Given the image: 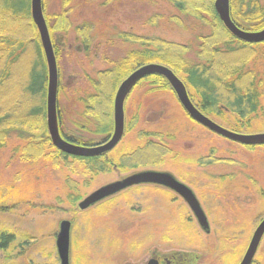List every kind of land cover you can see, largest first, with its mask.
Returning <instances> with one entry per match:
<instances>
[{"label": "rangeland", "instance_id": "1", "mask_svg": "<svg viewBox=\"0 0 264 264\" xmlns=\"http://www.w3.org/2000/svg\"><path fill=\"white\" fill-rule=\"evenodd\" d=\"M42 8L44 17L64 9L72 22L69 31L49 35L60 52L56 59L59 131L63 138L67 134L89 143L83 146L105 141L104 134L96 131L104 107L112 134L119 84L149 64L121 68L112 86L104 73L130 51L142 48L137 39L184 49V58L194 60L200 44L219 38L210 26L180 13L169 0H43ZM84 26L90 27L87 49L82 41L86 36L77 31ZM252 43L244 57L253 50L255 54L246 68H253L264 81V41ZM151 63L164 65L183 79L169 65ZM149 75L136 82L124 100V133L101 157L107 164L105 172L91 175L76 160L68 158L66 165L52 160L45 117L43 124L31 120L2 138L0 232L14 234L15 240L0 249V264H60L56 235L62 220L71 223L69 264H144L166 254L187 256L184 264H239L264 218V143H240L209 130L190 117L164 76L156 81ZM95 97L99 114L93 108ZM207 116L234 132L264 133V96L250 124L228 113ZM154 151L155 157H150ZM123 156H134L126 162L129 167H119ZM141 170L170 172L189 187L206 215L209 231L201 229L179 195L148 183L107 196L86 209L78 207L99 187ZM74 196L78 199L72 202ZM251 264H264V234Z\"/></svg>", "mask_w": 264, "mask_h": 264}, {"label": "trees", "instance_id": "2", "mask_svg": "<svg viewBox=\"0 0 264 264\" xmlns=\"http://www.w3.org/2000/svg\"><path fill=\"white\" fill-rule=\"evenodd\" d=\"M30 1L0 0V147L4 144L2 138L9 131H18L23 124L31 120L34 122L40 120L43 124L44 117L46 118L47 63L38 30L31 17ZM169 1L180 13L202 20L204 24L210 26L212 34L219 33V38L200 44L194 60L184 58L186 53L184 49L178 50L171 46L165 47L161 42H145L143 39H137L142 48L130 51L122 61L116 63L117 67L104 71L109 75L111 86L119 79L121 68L126 71L131 66L136 68L146 63L163 62L179 72L183 82L192 91V96L196 98L197 107L204 114L224 116L228 113L234 115L243 124L246 122L250 124L252 116L260 109V98L264 96L263 79L253 68H246L255 50L244 57L245 50L252 48L254 43L239 39L226 29L212 0ZM229 8L232 20L242 29L255 31L264 25V2L230 0ZM45 20L51 38L55 31L67 32L72 27L68 11L64 9L60 14L45 15ZM77 31L86 36L82 41L87 49L90 44V27L84 26ZM121 37L128 39L124 34ZM52 45L55 57L58 59L60 57L58 46L54 42ZM27 57H29L28 61L25 62ZM147 78L158 81L159 78L162 80L164 77L152 73ZM98 90L101 96V88L98 87ZM97 97H95L96 101ZM108 97L109 94L106 93L105 98ZM6 103L7 107H4ZM9 103L11 104L8 106ZM94 103L96 107H92L99 114V101ZM100 114L103 120L97 125L96 131L106 135L111 127L110 120L106 119V107ZM42 135L48 142L44 125H42ZM65 136L67 137L65 139L71 143L89 145L77 136L67 134ZM148 136L159 135L149 133ZM147 149H150V146ZM47 153L53 155L52 160L63 165L68 164V158L76 160L82 163L85 171L91 175L108 169L106 162H102L98 156L69 155L53 144L48 145ZM155 154L154 151L150 157H155ZM134 159V156L121 157L119 167H129L126 166V162ZM77 199L78 196H74L71 201L75 202ZM14 240V234L0 232V249H7Z\"/></svg>", "mask_w": 264, "mask_h": 264}, {"label": "water", "instance_id": "3", "mask_svg": "<svg viewBox=\"0 0 264 264\" xmlns=\"http://www.w3.org/2000/svg\"><path fill=\"white\" fill-rule=\"evenodd\" d=\"M30 8L31 17L38 30L40 43L47 63L48 83L46 96V126L52 144L60 151L74 156H96L105 151L111 150L121 139L124 131L123 104L126 95L136 84V82H138L142 77L152 73H157L165 77V79L173 88L185 111L192 119L204 127L223 137L235 140L240 143H264V133L245 135L229 130L214 122L191 101L185 83L170 68L157 63H149L135 69L119 84L114 96V130L109 140L102 144L93 146H83L69 142L61 136L58 126L56 104L58 83L57 64L48 26L43 14L42 0H31ZM214 8L226 29L235 37L247 42L264 41V27L257 31H246L234 23L230 17L229 0H215ZM142 183L158 184L175 191L187 202L201 229L206 232L209 231V223L206 215L192 190L182 182L178 181L171 173L166 171L141 170L122 179L105 184L82 199L78 203V207L80 209H86L89 206H92L93 204L106 198L107 196L113 195L124 188ZM70 225L71 223L69 220H62L59 224V231L56 235V248L60 259V264H69ZM263 234L264 218L254 229L249 244L239 264H251ZM144 264H159V262L157 259L153 258L149 259Z\"/></svg>", "mask_w": 264, "mask_h": 264}, {"label": "flooded vegetation", "instance_id": "4", "mask_svg": "<svg viewBox=\"0 0 264 264\" xmlns=\"http://www.w3.org/2000/svg\"><path fill=\"white\" fill-rule=\"evenodd\" d=\"M128 95V94H127ZM127 95H126V97H127ZM125 97V98H126ZM114 103V102H113ZM113 130H114V122H113ZM112 133H113V131H112ZM123 133H124V131H123ZM112 135V134H111ZM111 135H110V131L105 135L104 134V140L105 141H107V140H109L110 139V137H111ZM122 136H123V134H122ZM66 137V136H65ZM67 138V137H66ZM122 138V137H121ZM104 141V142H105ZM103 142V143H104ZM110 150H108V151H105V152H103V153H101V154H99V155H96V156H98L99 157V159H102L101 157L102 156H104L106 153H108ZM107 171V170H106ZM170 173V172H169ZM173 175V174H172ZM174 176V175H173ZM175 177V176H174ZM176 178V177H175ZM177 179V178H176ZM178 180V179H177ZM179 181V180H178ZM181 182V181H180ZM183 183V182H182ZM184 184V183H183ZM152 185H157V186H162V185H158V184H152ZM133 186H136V185H132V186H129V187H127V188H124V189H122V190H126V189H129V188H131V187H133ZM162 187H164V186H162ZM165 188H167V187H165ZM167 189H169V188H167ZM121 190V191H122ZM169 190H171V189H169ZM171 191H173V190H171ZM174 193H176L175 191H173ZM177 194V193H176ZM177 195H179V194H177ZM180 196V195H179ZM181 197V196H180ZM182 198V197H181ZM183 199V198H182ZM184 200V199H183ZM102 201V200H101ZM185 201V200H184ZM186 202V201H185ZM187 203V202H186ZM156 259L158 260V262H159V264H161V262H163V263H165V264H184L186 261H187V259H188V257L187 256H183V255H173V254H166L165 256H163V257H160V256H156Z\"/></svg>", "mask_w": 264, "mask_h": 264}]
</instances>
